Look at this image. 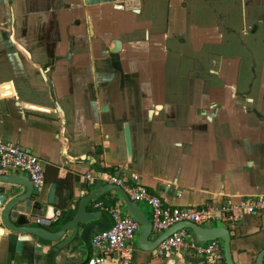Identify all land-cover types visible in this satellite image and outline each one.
<instances>
[{
	"label": "crops",
	"instance_id": "1",
	"mask_svg": "<svg viewBox=\"0 0 264 264\" xmlns=\"http://www.w3.org/2000/svg\"><path fill=\"white\" fill-rule=\"evenodd\" d=\"M182 1L188 9L187 0H0V137L42 159L35 199L44 202L52 185L58 197L37 207L36 217L61 215L90 187L108 183L99 177L106 173L127 181L137 175L169 207L264 194V59L252 90L240 96L239 51L216 48L220 29L194 25L178 39ZM94 206L119 205L106 193ZM263 211L216 219L230 231L234 264H255ZM17 236L0 224V264H44L32 242L16 251ZM130 246L129 264H224Z\"/></svg>",
	"mask_w": 264,
	"mask_h": 264
},
{
	"label": "water",
	"instance_id": "2",
	"mask_svg": "<svg viewBox=\"0 0 264 264\" xmlns=\"http://www.w3.org/2000/svg\"><path fill=\"white\" fill-rule=\"evenodd\" d=\"M123 135L126 154L130 158L132 136L128 122L123 124ZM0 183L6 185L0 188V192H7L10 195L6 202H3L4 198L0 196V224L9 233L18 235L17 252H21L24 242H32L33 252L41 254L44 264H57L56 259L60 255L67 259L78 255V260L71 264L87 263L92 251L90 243L92 232L107 231L113 225L110 213L94 206V202L106 193H113V199L118 200V210L122 215L129 216L138 223L131 241L138 249L151 253L156 250L162 239L185 228L188 231V238L198 246H207L214 240L218 241L224 264H234L230 231L222 221L208 220L199 225L190 221H180L154 234L151 207L145 202L132 200L119 185L108 182L90 187L72 207H65L55 222L51 225H41L34 220L37 218L36 208H42L46 203H58L54 186L49 188L43 202L35 199L38 192L33 191L32 182L25 172L14 170L0 173ZM261 229L264 231V211L261 214ZM43 246H48L45 252ZM202 262L199 261L197 264ZM255 264H264V247L257 253Z\"/></svg>",
	"mask_w": 264,
	"mask_h": 264
},
{
	"label": "built area",
	"instance_id": "3",
	"mask_svg": "<svg viewBox=\"0 0 264 264\" xmlns=\"http://www.w3.org/2000/svg\"><path fill=\"white\" fill-rule=\"evenodd\" d=\"M18 170L29 175L33 191L39 192L44 185V165L42 159L27 151L18 143L0 137V173L8 170ZM87 177H90L88 174ZM101 179L119 185L132 200L147 203L152 209V232L158 234L169 226L180 221H190L202 224L208 220L233 218L240 212L255 213L264 210V194L252 199H243L238 203L204 204L202 206L169 207L153 192L138 182V176H131L127 181L117 175L102 174ZM103 207L101 202L96 204ZM112 219L113 225L107 231L92 232L90 243L91 255L86 264H129L133 257L130 246L132 237L138 228V223L129 216L122 215L118 208H105ZM58 215L38 216L35 222L50 225ZM159 252H193L206 260L221 258V247L214 240L207 246H198L188 238L187 229H179L168 235L158 244ZM22 264H40L36 261Z\"/></svg>",
	"mask_w": 264,
	"mask_h": 264
},
{
	"label": "rangeland",
	"instance_id": "4",
	"mask_svg": "<svg viewBox=\"0 0 264 264\" xmlns=\"http://www.w3.org/2000/svg\"><path fill=\"white\" fill-rule=\"evenodd\" d=\"M187 1L190 3V19L223 31L222 42L216 47L221 50L232 47L239 51L236 54L240 59L239 81L243 79L247 84L249 78L260 76L264 59V0ZM253 24H256V31L250 34ZM246 84L240 83V93L247 90Z\"/></svg>",
	"mask_w": 264,
	"mask_h": 264
},
{
	"label": "flooded vegetation",
	"instance_id": "5",
	"mask_svg": "<svg viewBox=\"0 0 264 264\" xmlns=\"http://www.w3.org/2000/svg\"><path fill=\"white\" fill-rule=\"evenodd\" d=\"M180 7H183L186 11H185V13L184 14H180V16H179V18H180V21H181V23L182 24H184L185 26H184V28H181V30H183L182 32H181V34H179V36H178V39L179 40H181L184 36V34H185V32H186V29H192L193 27H195L194 25H196V26H201V27H205L206 26V24L205 23H200V22H198V21H194L193 19H190V14H189V6H190V3H188V9H186V6H185V4H184V1H182V3H180V5H179ZM171 13L172 12H168L167 13V22L170 20V18L172 17V15H171ZM188 18V20H184V18ZM167 26L169 27V22H168V24H167ZM187 26H188V28H187ZM184 29H185V31H184ZM231 30H232V28H230ZM220 32H221V34H222V36H223V31L222 30H219ZM250 34L252 33V34H254L255 33V31H256V24H253L252 26H251V28H250ZM113 41V44H112V47H111V51L112 52H116V51H118V49L120 48L119 46H120V42H119V40H115V39H113L112 40ZM206 45V44H205ZM206 46H209V45H206ZM131 47H135L134 45L133 46H131ZM217 49H219L218 47H216ZM218 51V50H217ZM217 55L218 56H221L222 55V53H220V51H218V53H217ZM223 56V55H222ZM210 56L208 57V64L210 63ZM218 62H220V60H218V58H217V60L216 59H214V62L213 63H210V65H214V66H216V67H218ZM194 63H195V61H194ZM258 63V61H255V64H257ZM240 64V63H239ZM259 64V63H258ZM251 69V68H250ZM207 73H209L210 74V72H207ZM209 77V76H208ZM255 81V77H251V78H249V85L247 86V90L245 91V92H242V93H240V91H239V89L237 90V93H239V95L241 96V95H246V94H248L251 90H252V87H253V82Z\"/></svg>",
	"mask_w": 264,
	"mask_h": 264
},
{
	"label": "trees",
	"instance_id": "6",
	"mask_svg": "<svg viewBox=\"0 0 264 264\" xmlns=\"http://www.w3.org/2000/svg\"><path fill=\"white\" fill-rule=\"evenodd\" d=\"M111 203H113V201H111ZM109 207H113V206H109Z\"/></svg>",
	"mask_w": 264,
	"mask_h": 264
}]
</instances>
